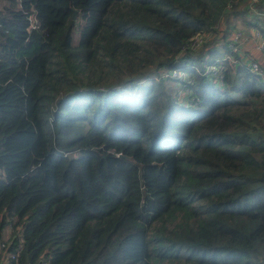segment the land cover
Instances as JSON below:
<instances>
[{
  "label": "trees",
  "instance_id": "obj_1",
  "mask_svg": "<svg viewBox=\"0 0 264 264\" xmlns=\"http://www.w3.org/2000/svg\"><path fill=\"white\" fill-rule=\"evenodd\" d=\"M250 3L0 0V264H264Z\"/></svg>",
  "mask_w": 264,
  "mask_h": 264
},
{
  "label": "built area",
  "instance_id": "obj_2",
  "mask_svg": "<svg viewBox=\"0 0 264 264\" xmlns=\"http://www.w3.org/2000/svg\"><path fill=\"white\" fill-rule=\"evenodd\" d=\"M259 0H251L250 6H252V9L257 12L256 7L254 6L255 3H257ZM254 3V5H253ZM254 40H256L257 48L260 52L264 53V38L261 35V32L259 30H256L254 32V35L252 36ZM207 39V38H206ZM205 37L197 36L194 38L192 42L193 49L197 50L203 44L206 42ZM245 40H248V37L242 32V31H235L231 37V42L229 44L230 50L235 54H242L245 59L248 60V64L250 67V70L254 73H257L264 77V68L260 64L259 61H257L254 57L251 55L245 54L243 52V49L241 47V43L245 42ZM226 59L230 60L231 62L237 64L239 62V59L234 56H228ZM220 63H215L213 65H210L204 72L205 75H212V76H218L220 75ZM177 72L175 71L172 76H175ZM191 83H193V80H190Z\"/></svg>",
  "mask_w": 264,
  "mask_h": 264
},
{
  "label": "rangeland",
  "instance_id": "obj_3",
  "mask_svg": "<svg viewBox=\"0 0 264 264\" xmlns=\"http://www.w3.org/2000/svg\"><path fill=\"white\" fill-rule=\"evenodd\" d=\"M239 25H240V23H239ZM244 30H245L244 27L238 26L236 31H242L247 36V34L244 32ZM253 30L254 29H252L251 31H253ZM253 32H255V31H253ZM208 40H209L208 42H211L212 40H214L213 43L218 42V38L217 37L215 38L213 36V34H211L209 36ZM247 41H249V39ZM247 41H245V42H247ZM208 45L211 46L212 44L208 43ZM202 49H203V47L199 50H202ZM207 58H208V60H210V57H207ZM242 111H244V110L241 109L239 111H236L235 113L240 114ZM245 111H246L247 121L250 123V127L253 125L258 126V125H260L262 118L264 117V103L262 101H259V100L251 101L250 105L247 107V109ZM252 114H254L253 119H252ZM10 234H11V231H9V236H10ZM2 246L3 245H1V247Z\"/></svg>",
  "mask_w": 264,
  "mask_h": 264
},
{
  "label": "crops",
  "instance_id": "obj_4",
  "mask_svg": "<svg viewBox=\"0 0 264 264\" xmlns=\"http://www.w3.org/2000/svg\"><path fill=\"white\" fill-rule=\"evenodd\" d=\"M256 31V30H253ZM251 30H244L247 34L249 41L241 43L242 49L248 55L254 57L257 61L260 62L262 67L264 68V53L260 52L257 48V41L252 38L254 32ZM246 41V40H245Z\"/></svg>",
  "mask_w": 264,
  "mask_h": 264
},
{
  "label": "water",
  "instance_id": "obj_5",
  "mask_svg": "<svg viewBox=\"0 0 264 264\" xmlns=\"http://www.w3.org/2000/svg\"><path fill=\"white\" fill-rule=\"evenodd\" d=\"M76 14H77V11L74 12V15H73L74 18L76 17ZM121 156H123V155H121ZM124 157H126V158H128V159L134 161L133 157H128V156H124Z\"/></svg>",
  "mask_w": 264,
  "mask_h": 264
}]
</instances>
